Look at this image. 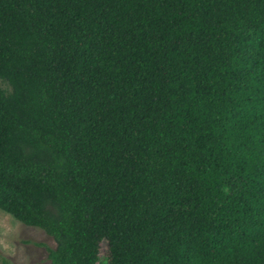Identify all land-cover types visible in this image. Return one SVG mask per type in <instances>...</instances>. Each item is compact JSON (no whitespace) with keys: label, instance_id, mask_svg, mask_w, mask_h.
<instances>
[{"label":"trees","instance_id":"16d2710c","mask_svg":"<svg viewBox=\"0 0 264 264\" xmlns=\"http://www.w3.org/2000/svg\"><path fill=\"white\" fill-rule=\"evenodd\" d=\"M0 81L52 264H264V0H0Z\"/></svg>","mask_w":264,"mask_h":264},{"label":"rangeland","instance_id":"374dc122","mask_svg":"<svg viewBox=\"0 0 264 264\" xmlns=\"http://www.w3.org/2000/svg\"><path fill=\"white\" fill-rule=\"evenodd\" d=\"M1 83V81H0ZM6 214L0 209V218ZM16 253L10 257L9 264H52L49 249L56 248L57 243L44 229L29 226L20 221L18 236L15 240ZM107 242L101 245V254L106 255ZM0 255H5L0 251Z\"/></svg>","mask_w":264,"mask_h":264},{"label":"clouds","instance_id":"9594fccd","mask_svg":"<svg viewBox=\"0 0 264 264\" xmlns=\"http://www.w3.org/2000/svg\"><path fill=\"white\" fill-rule=\"evenodd\" d=\"M19 226L20 221L10 211L0 218V251L6 254V256L0 255V264H9L6 257L15 255V240L18 236ZM94 264H109V258L98 252Z\"/></svg>","mask_w":264,"mask_h":264}]
</instances>
